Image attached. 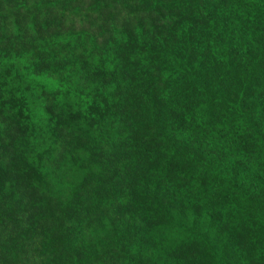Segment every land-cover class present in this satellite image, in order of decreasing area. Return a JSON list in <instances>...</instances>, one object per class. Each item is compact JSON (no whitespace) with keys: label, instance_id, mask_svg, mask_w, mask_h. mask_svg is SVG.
I'll return each mask as SVG.
<instances>
[{"label":"trees","instance_id":"trees-1","mask_svg":"<svg viewBox=\"0 0 264 264\" xmlns=\"http://www.w3.org/2000/svg\"><path fill=\"white\" fill-rule=\"evenodd\" d=\"M68 1L67 10L56 16L47 9L34 14L36 27L47 23L49 30L30 41L10 28L13 21L20 23L24 0H0V113L14 105V83L7 81L12 71L21 72L19 55L29 56L32 47L43 48L38 55L46 50L42 71L53 62L60 70L62 60L73 58L70 51L80 60L93 55L85 67L95 83L74 67L61 74L69 95L81 96L85 108L67 103L52 114L50 134L38 150L47 165L42 172L67 170L87 144L80 140L89 142L101 127L133 134L150 126L158 134L149 166L119 160L117 167H135L144 175L153 166L164 178L155 187L146 179L141 187L118 185L109 171L90 178L86 188L70 189L28 172L11 174L9 152L0 146V264H204L200 258L264 264V231L256 234L251 253L236 248L232 255L229 249L236 228H248L234 209L245 211L251 191L260 194L257 218L264 226V0ZM125 52L137 75L118 72L113 55ZM74 82L100 100L89 103ZM0 133L11 135L7 127ZM202 188L205 195L198 192ZM112 190L115 198L107 200ZM80 191L81 203L75 205ZM135 202L146 204L148 214L154 204L176 233L191 230V215L200 211L223 236L203 243L196 254L161 240L155 245L141 229ZM136 226L140 229L133 231Z\"/></svg>","mask_w":264,"mask_h":264},{"label":"rangeland","instance_id":"rangeland-1","mask_svg":"<svg viewBox=\"0 0 264 264\" xmlns=\"http://www.w3.org/2000/svg\"><path fill=\"white\" fill-rule=\"evenodd\" d=\"M41 1L42 0H24L26 7L21 8L23 12L20 23L13 21L12 24L14 26L10 27L15 28L23 37L30 41L34 39L36 34L41 36L46 30H49L47 23H43L38 28L36 27L34 14L37 16L38 14L43 15L45 12L44 9H47L53 16H56L60 10L64 12L69 6V1L68 3H64V0H45L46 5L44 6L43 2V6L41 7ZM39 48L43 49L41 47H32V53L29 56H18L20 64L17 70L21 72L16 73L12 71L7 81V84L14 83V105L10 107L6 106V109L0 113V129L7 127L11 135L0 133V146L9 152L11 159L9 172L16 176L28 172L27 175L35 177L38 180L41 178V180L47 181V184L60 185L63 183L70 189L73 187L86 188L90 184V178L109 171H113L114 180H120L118 185H125L126 182V185L133 184L136 187H141L145 179L150 182L151 187L159 185L162 182L160 180L164 177L161 175L160 171L153 168V166L147 168L144 175H141V173H139L140 170L135 167L129 168L127 171L126 167L122 169H118L117 167V161L119 160H125L126 165L129 161H133L144 168L149 166V159L152 161L149 154L157 151L156 138L158 134V131L154 130L155 127L152 128L150 126L146 128L143 133L138 131L133 134H130V130L128 129L111 128L108 125L107 127H101L89 142L86 139L80 140L87 144L79 147L77 160L69 165L67 170L58 167V169L47 168L44 170V173L42 172L47 165L39 161L38 150L41 149L43 143L50 134L48 123L52 124L54 122V120H52V114L57 111L58 107H65L67 103V108H85L84 105H82L85 101L81 100V96L69 95L71 92L67 88L68 81H65L61 74L74 67L79 70V74H81L82 78L92 80L94 83L96 79L93 75L89 74L85 67V61L89 57L83 55V59L80 60L77 58L80 57L79 54L76 56L72 51L68 52V55L73 58L62 60L60 70L53 62L50 65V67H52L51 69L42 71L43 67L40 64V58L44 54H47V51L44 50L42 54L38 55ZM113 57L116 63L119 64L118 72L125 75L131 73L134 75L138 74L136 69L133 68V63H130L127 52H125L124 55L117 53L113 55ZM89 59L94 60L95 56L91 55ZM47 64L48 61L43 63L45 66H47ZM212 65L211 63L209 68ZM226 65L227 64H225V66ZM233 67L234 65H231V68ZM27 68L31 70L29 71ZM261 69L262 68H259L258 70ZM50 72H53V74H49ZM60 76L61 78H58ZM66 78L70 80L69 75H67V77L65 76V79ZM35 82H37V85H35ZM27 86L33 87V89L29 91ZM73 86L77 88L76 84ZM77 90L80 91L84 97H87L89 103L92 99L100 100L99 95H93V93L83 94L81 91L83 90V86H80ZM51 98L55 100L50 101ZM29 104H35L36 107L30 109ZM217 118L224 119L221 114L217 115ZM8 136H12L10 140H8ZM26 151L29 155L28 158ZM116 171L119 173H114ZM47 173L51 174L53 177L47 175ZM192 176L193 178L198 177L196 172H194ZM107 181L111 182V179L107 178ZM37 182L39 183V181ZM126 190H129V188L126 187ZM116 192L121 194L122 187L117 186ZM198 192H202V195H205V188L200 189ZM133 193L136 194L135 192ZM83 194L84 192L80 191V198L73 200L75 205H80ZM98 194L102 200V195L99 190ZM165 194L166 192L163 191L159 194V197L164 198ZM148 197L149 195H144L145 200H148ZM114 198V190H112L107 200ZM203 198L204 196H200L196 198V201L200 204ZM244 202V205H246L245 211L243 212L239 210V208H235L234 213L236 217H241L243 224L248 228L241 230L242 226L237 227L235 232H233L234 238L229 245V249H233V252H230L232 255L236 248L246 249L251 253L252 243L255 242L256 237L259 236L256 234L264 231L263 224H260L257 218L262 212V207H260V194L251 191L249 192L248 198L244 199L243 203ZM140 208L141 214L137 215V218L139 219L141 229L147 233V238H151L155 245L161 240V242L173 243L176 248L179 247L181 250H187L190 251L191 254H196L195 250L198 251V248L203 243H215L218 241L219 237L222 238L223 236V234H220L218 237V232L212 228L209 222L210 219L206 217V215L201 214L200 211L198 214L193 212L191 215V219L195 223V226L191 230L179 231L180 233H176L174 232L175 228L172 226V220L160 214L154 204L151 205L149 214L146 204H142L140 207V205L135 202V206L132 207L136 212H139ZM246 217H248L249 223H247ZM128 220H130V218L127 219V221ZM161 222L163 223L162 225ZM156 224L157 226H155ZM140 226L133 227L132 230L137 231L140 229ZM163 227L166 228V230L162 231L161 228ZM108 230L112 231L111 229ZM260 241L261 239L259 242ZM180 260L185 263L189 262L186 261L185 258ZM197 260L204 264H219L215 259L211 260L210 263L206 260H201V258ZM255 261L256 258L253 255L252 262ZM238 264H246V262L239 259Z\"/></svg>","mask_w":264,"mask_h":264}]
</instances>
